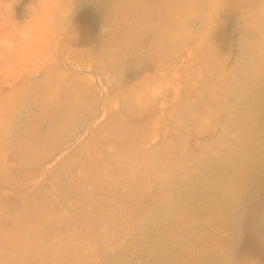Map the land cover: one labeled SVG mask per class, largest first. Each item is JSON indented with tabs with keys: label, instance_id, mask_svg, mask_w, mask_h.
Segmentation results:
<instances>
[{
	"label": "rangeland",
	"instance_id": "1",
	"mask_svg": "<svg viewBox=\"0 0 264 264\" xmlns=\"http://www.w3.org/2000/svg\"><path fill=\"white\" fill-rule=\"evenodd\" d=\"M158 1L0 0V264H264V68L239 40L245 0H177L169 22ZM178 138L188 157L166 186L127 194L102 173L123 143Z\"/></svg>",
	"mask_w": 264,
	"mask_h": 264
},
{
	"label": "bare ground",
	"instance_id": "2",
	"mask_svg": "<svg viewBox=\"0 0 264 264\" xmlns=\"http://www.w3.org/2000/svg\"><path fill=\"white\" fill-rule=\"evenodd\" d=\"M178 6H179V2L177 0H159L158 3L153 8L156 9L157 12L154 10L156 14H159L161 17L165 18L164 20L167 19L169 22L170 19L173 17V15L171 14L172 8ZM164 25L165 28H167L166 29L167 34L172 37V40L182 37L181 33L179 34L180 37L175 36L178 33H176V31L173 29L174 27L170 26L169 28L168 25L166 24ZM259 32L260 30L257 33H253L251 38L252 47L254 48L255 51L257 63L261 65L260 69H258L259 71L257 76H261L262 73L261 70L264 68V42H261L259 41V39H257V35ZM40 83L36 84V86L34 87L35 91L34 89H32L36 93V95L33 92L34 94V95L32 94L33 96H29L28 98L26 97L27 100L30 101L37 108H40L43 105L45 101L44 94L48 93L46 91L51 89V87L49 86V82L48 84L44 83V85L43 84L39 85ZM62 91H63V95L68 101H74L77 98L78 94L74 89L68 90L67 88V89H63ZM19 95L21 96L22 94L19 93L18 96ZM124 96L127 102L128 109L131 113L141 108L140 107L141 103L137 102L133 97L128 96L127 94H125ZM19 100L21 99L19 98ZM23 102L24 101H22V103ZM180 108L181 111L179 113L181 114L182 119L183 117H187L188 114L190 113V110L192 109L190 108V106H181ZM9 131L10 129L6 131L7 134ZM135 133H136V140H138L139 143H141L142 140L146 138V133L144 134L143 131H136ZM173 143H174L173 145L174 147L173 146L172 148L170 147L171 149L169 148L170 145L168 146L167 149L166 148L167 145L164 144L165 145V146L163 145L165 147V148L163 147L164 149L161 148L162 147L161 145V147L158 146L156 147V149L154 148L155 150H152L151 152L140 153V155L133 152L134 146L130 145V143H128V145H123L124 143L123 144L121 143L122 145H119L114 149V154L112 157V162L115 165L117 171L114 172V171H110V169L103 168L102 173L108 176V179L110 181V186H112L116 190H120L127 194H133L136 191L143 192L148 190L149 186L146 187V184L150 185L149 183L152 180L162 183L161 186H166L174 177L173 176L174 158L176 156L188 157L187 151L185 147L182 145L183 138H178L175 141H173ZM125 144H127V142ZM156 162H158L157 163L158 165L156 164ZM134 179H138L142 183L136 186L133 184ZM111 217L112 220L113 218L117 219L115 213H112ZM111 219L110 221H112Z\"/></svg>",
	"mask_w": 264,
	"mask_h": 264
},
{
	"label": "clouds",
	"instance_id": "3",
	"mask_svg": "<svg viewBox=\"0 0 264 264\" xmlns=\"http://www.w3.org/2000/svg\"><path fill=\"white\" fill-rule=\"evenodd\" d=\"M227 7L226 3L217 5H204L190 7L185 16V23L196 20L198 17H208L209 12L215 8L216 12H222ZM242 32L239 36L241 46L248 43L247 37L264 29V0H245L237 9Z\"/></svg>",
	"mask_w": 264,
	"mask_h": 264
}]
</instances>
